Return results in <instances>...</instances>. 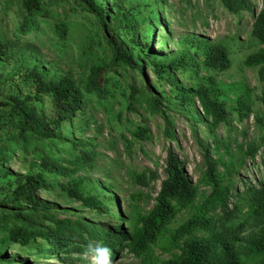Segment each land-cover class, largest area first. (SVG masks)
I'll return each mask as SVG.
<instances>
[{"label":"trees","instance_id":"trees-1","mask_svg":"<svg viewBox=\"0 0 264 264\" xmlns=\"http://www.w3.org/2000/svg\"><path fill=\"white\" fill-rule=\"evenodd\" d=\"M75 1L92 18L98 39L105 41L109 50L107 61L91 62L78 81L69 73L47 77L37 64L20 66L5 74L0 72V81L8 86L7 94L0 97V195L4 203L11 205L10 208L0 206V264H28V261L51 264L53 259L71 260L70 253H81L89 240L109 247L112 257L125 249L138 258L136 264H264V176L257 186L248 185L236 191L231 208H228L229 194L223 184L229 171L230 164L224 157L230 153V143L216 129L227 125L231 118L241 121L255 111L251 89L244 82H223L217 77L230 66L226 45L187 37L185 41L192 52L180 49L158 55L151 44L154 26L159 25L158 10L148 1L142 4L141 0ZM219 3L235 15L252 12L250 0H219ZM19 5L23 11L18 27L21 36L34 31L38 19L48 18L46 0H19ZM144 7L152 14L149 18L141 15ZM53 31L59 40H64L68 25L63 20L55 21ZM249 34L262 46L247 53L242 63L257 66L258 80L262 81L264 2L253 13ZM134 48L142 54L136 55ZM0 58H9L8 45L3 40H0ZM144 66L153 73L156 84L167 86V93L156 92L155 86L149 84ZM122 73L132 81L126 84L128 90L120 92L123 107L112 112L107 105L113 95L111 85ZM43 97L49 100L47 111ZM91 98L106 112L114 113L118 123L123 119V109L135 112L134 104H137L147 114L162 120V136L168 140L175 139L174 115L181 114L191 120V136L204 166L198 182L208 187L207 194L196 201L197 185L189 180L184 161L168 147L162 168L164 176L153 203L147 210L137 211L129 226L122 225L121 216H114L116 222L108 228L81 217L57 216L53 212L57 206L40 196L41 191L48 193L51 185L57 184L54 177L50 181L46 179L45 170L67 178L60 184L63 197L75 200L97 215H114L110 211L112 200H102L100 190L88 186L81 177L75 178L77 166L71 168L59 161L62 152L75 157L73 165L92 160V151L84 143L74 140L68 146L56 143L62 129L72 134V120L85 112ZM254 98L264 107V89ZM86 121L82 118L77 127L87 125ZM256 121L261 139L247 142L244 147L239 145L250 159L264 144V123L260 117ZM199 123L203 130L198 128ZM200 131H204L208 142L201 139ZM129 134L132 139L119 133L126 153H130L134 140L150 138L149 129L143 123L135 124ZM13 151L31 155L38 170L24 173L6 170L3 165ZM156 177L148 168L130 172V180L137 186H147ZM182 210L188 212L187 216L175 223L176 215ZM11 243L17 245L21 255L4 258V247ZM154 247L172 251L169 257L159 258L153 254Z\"/></svg>","mask_w":264,"mask_h":264},{"label":"rangeland","instance_id":"rangeland-1","mask_svg":"<svg viewBox=\"0 0 264 264\" xmlns=\"http://www.w3.org/2000/svg\"><path fill=\"white\" fill-rule=\"evenodd\" d=\"M148 1L158 10L159 25L154 26L152 35V47L158 55L176 52L180 49H192L185 39L187 37H199L208 41H220L224 43L229 52L230 66L217 74L223 82L242 81L250 89L253 96V113L248 117L237 121L229 120L227 125H220L216 133L230 143V153L225 158L229 165V171L225 174L223 184L227 187L229 198L228 208L234 203L235 192H240L248 185L257 186L264 176V144H261L253 159L248 158L240 150L239 145L250 141H259L260 130L256 117H260L264 123V107L254 96L264 89V80H258L257 66L243 65L244 56L261 47L249 34L250 26L255 13L264 0H250L252 12L232 14L222 8L219 0H141ZM48 18L38 19L34 31L21 36L18 32L22 22L23 11L19 0H0V40L8 45L9 58H0V72L5 74L25 65L37 64L47 77H57L69 73L78 81L93 61H107L109 50L105 46L103 38L98 39L97 28L93 27L92 18L82 12L75 0H46ZM144 7L141 15L144 18L152 16ZM63 20L68 25V33L64 40H59L53 31V23ZM146 22V21H145ZM163 26V28L160 27ZM140 26V25H138ZM19 34V35H17ZM18 36V38H17ZM163 40V43L161 41ZM159 42V44H158ZM88 50V51H87ZM134 53L140 56L142 53L137 48ZM146 80L155 86L156 92L162 90L167 93L166 85L156 84L155 77L150 69L143 67ZM116 76L111 85L113 95L108 98L107 105L112 112L122 108L123 99L120 95L122 89L128 90L127 83L132 79L125 73ZM8 86L0 81V97L6 95ZM44 109L47 111L49 100L42 98ZM135 112H127L123 109L122 121L115 120L114 113L106 112L100 103L91 98L87 101L85 112L75 115L71 122L72 134L62 129L59 139L60 146H68L71 140L84 143L86 148L92 151L93 158L89 163L73 165L75 157L59 153V161L69 167H75L74 177L85 179L88 186L100 190L99 198L113 201L110 211L114 215H97L96 213L79 206L75 200H68L61 195L62 186L66 177L54 175L43 171L48 181L52 177L57 184H53L47 192H40L41 198L48 200L57 206L53 212L59 217L85 218L101 228H108L116 222L114 216H121L119 221L124 227L129 226V220L137 211L147 210L153 203L159 181L163 178V164L168 147L184 161L185 170L189 180L197 185L198 202L207 194L208 187L198 182L203 171L201 152L195 144L190 131L191 120L183 115H174L175 139L168 140L162 136V120L157 115L144 112L137 104H134ZM85 118L87 125H80ZM137 123L145 124L150 132L147 140L132 142L130 153H126L123 141L119 133L132 139L129 131ZM70 126V125H69ZM198 128L203 130L199 123ZM264 127V124H263ZM264 130V128H263ZM264 135V131H263ZM199 136L204 142L208 139L204 131ZM73 159V160H72ZM3 167L13 173L34 172L38 170L35 159L29 154H20L17 151L11 153V157ZM143 168L153 170L157 177L147 186H137L130 180L132 170L139 171ZM218 170L222 167L219 165ZM134 194V196H132ZM0 206L10 208L9 203H4L0 195ZM188 212L180 211L175 218V223L182 221ZM120 217V218H121ZM170 251H161L154 247L153 254L159 258L169 257ZM21 255L15 244H7L3 250L4 258ZM71 260L53 259L51 264H89L81 253L71 252ZM113 264H136L138 258L120 249L112 257ZM28 264H32L28 261Z\"/></svg>","mask_w":264,"mask_h":264},{"label":"clouds","instance_id":"clouds-1","mask_svg":"<svg viewBox=\"0 0 264 264\" xmlns=\"http://www.w3.org/2000/svg\"><path fill=\"white\" fill-rule=\"evenodd\" d=\"M81 254L87 258L89 264H113L112 250L93 240H89L81 250Z\"/></svg>","mask_w":264,"mask_h":264}]
</instances>
